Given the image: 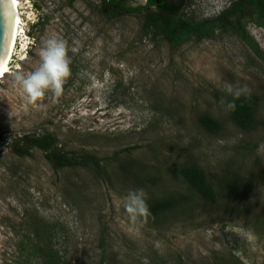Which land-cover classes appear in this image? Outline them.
I'll use <instances>...</instances> for the list:
<instances>
[{
	"label": "rangeland",
	"instance_id": "rangeland-1",
	"mask_svg": "<svg viewBox=\"0 0 264 264\" xmlns=\"http://www.w3.org/2000/svg\"><path fill=\"white\" fill-rule=\"evenodd\" d=\"M17 1L23 34L0 82V264H264V30L246 24L259 57L232 33L172 47L147 26L157 10L146 0ZM161 1L198 22L236 0ZM53 37L71 76L60 96L26 106L14 73L38 67ZM226 84L258 99L256 129L230 120ZM49 135L99 169L56 168L29 144ZM189 167L210 201L175 176ZM141 189L151 215L132 221L123 205Z\"/></svg>",
	"mask_w": 264,
	"mask_h": 264
},
{
	"label": "trees",
	"instance_id": "trees-1",
	"mask_svg": "<svg viewBox=\"0 0 264 264\" xmlns=\"http://www.w3.org/2000/svg\"><path fill=\"white\" fill-rule=\"evenodd\" d=\"M132 0H101L103 8L106 2L114 4ZM182 1L170 5L161 3L157 5L154 0H147V5L154 7L156 13H151L146 17L147 26L152 32L166 41L170 46L177 47L194 38L197 41L211 39L216 33H232L255 55L261 56V52L256 42L250 37L246 30V24L251 23L256 28L264 30V0H236L231 6L215 18L204 19L198 22L184 20L180 16ZM117 13L113 12V16ZM235 103V110H228L230 120L237 128L243 131H252L257 127L256 107L259 103L254 97H239L230 102ZM201 127L207 132L218 130V123L208 117H203L199 121ZM30 147L42 151L45 159L50 161L56 168L82 167L88 169H99V162L90 156H76L75 154L61 153L52 136H43L38 139L29 140ZM19 155H24L26 150L18 148ZM175 176L191 187L204 201H210L214 196L212 187L201 170L197 167L183 168L176 171ZM225 185V184H224ZM222 185V187H224ZM239 192L246 196L249 192L248 186L244 182H239ZM223 197L229 196L222 193ZM170 206L163 202L154 206V211H163ZM21 249L25 250V244L21 243ZM33 250V249H30ZM35 257V256H33Z\"/></svg>",
	"mask_w": 264,
	"mask_h": 264
},
{
	"label": "clouds",
	"instance_id": "clouds-1",
	"mask_svg": "<svg viewBox=\"0 0 264 264\" xmlns=\"http://www.w3.org/2000/svg\"><path fill=\"white\" fill-rule=\"evenodd\" d=\"M39 57V66L26 75L21 72L14 73L13 86L21 91L26 106L35 104L49 92L56 97L60 96L65 81L71 76L67 45L63 39L49 38L40 49ZM225 90L237 99L250 92L247 85L233 88L231 84H226ZM235 107L234 101L227 104L228 110H235ZM144 197L142 189L128 194L123 207L132 221L138 218L146 220L151 215Z\"/></svg>",
	"mask_w": 264,
	"mask_h": 264
},
{
	"label": "bare ground",
	"instance_id": "bare-ground-1",
	"mask_svg": "<svg viewBox=\"0 0 264 264\" xmlns=\"http://www.w3.org/2000/svg\"><path fill=\"white\" fill-rule=\"evenodd\" d=\"M6 6L8 9V17L10 20L11 29L8 34V49L3 56L0 64V82L4 78L6 74L9 72V64L15 50V43L18 38L23 34V30H21L22 20L21 14L19 13V3L17 0H6Z\"/></svg>",
	"mask_w": 264,
	"mask_h": 264
},
{
	"label": "water",
	"instance_id": "water-1",
	"mask_svg": "<svg viewBox=\"0 0 264 264\" xmlns=\"http://www.w3.org/2000/svg\"><path fill=\"white\" fill-rule=\"evenodd\" d=\"M10 29L6 0H0V62L8 49L7 37Z\"/></svg>",
	"mask_w": 264,
	"mask_h": 264
},
{
	"label": "flooded vegetation",
	"instance_id": "flooded-vegetation-1",
	"mask_svg": "<svg viewBox=\"0 0 264 264\" xmlns=\"http://www.w3.org/2000/svg\"><path fill=\"white\" fill-rule=\"evenodd\" d=\"M146 1H147V0H146ZM154 1L157 3V5L163 3L161 0H154Z\"/></svg>",
	"mask_w": 264,
	"mask_h": 264
}]
</instances>
